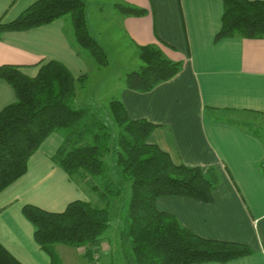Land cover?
Here are the masks:
<instances>
[{
    "label": "crops",
    "instance_id": "0c3cea01",
    "mask_svg": "<svg viewBox=\"0 0 264 264\" xmlns=\"http://www.w3.org/2000/svg\"><path fill=\"white\" fill-rule=\"evenodd\" d=\"M37 1L0 0V23L13 22ZM118 3L148 10L135 17L115 7L127 48L139 55L141 46L155 45L169 59L181 62L183 69L148 93L127 88L119 70L111 94L112 88L101 84L108 101L91 108L107 109L112 100H121L132 119L158 125L150 142L175 164L218 172L221 182L210 204L177 197L157 201L158 210L176 216L198 236L242 243L253 250L228 263L205 264H264V141L230 124L240 115L264 120V39L216 41L224 14L221 0H114L113 6ZM86 18L89 26L87 14ZM51 61L70 70L81 95L84 81L98 65L77 44L70 18L0 33V66H19L34 78ZM15 101L14 88L0 80V112ZM63 141L60 133L46 139L31 157L27 173L0 194V243L22 264H90L86 248L58 245L51 253L42 250L23 213L26 205L61 213L74 201L107 206L87 183L70 178L54 161ZM106 244L107 240L100 247L102 263L114 264Z\"/></svg>",
    "mask_w": 264,
    "mask_h": 264
},
{
    "label": "trees",
    "instance_id": "16d2710c",
    "mask_svg": "<svg viewBox=\"0 0 264 264\" xmlns=\"http://www.w3.org/2000/svg\"><path fill=\"white\" fill-rule=\"evenodd\" d=\"M221 1L224 14L216 41L233 37L264 39V1ZM115 7L125 16L148 14V10L131 4L118 3ZM63 18H70L77 44L97 63L106 65L102 48L88 32L84 0H38L13 22L0 23V33L27 31ZM139 56L142 66L125 78L127 88L136 92H151L183 69L181 62L169 59L155 45L141 46ZM0 80L9 83L16 93L15 103L0 112V194L27 173L29 161L42 143L60 133L64 141L54 161L70 178L87 183L104 202L110 196H121L124 183L131 182V199L121 232L123 245L129 246L125 264L228 263L252 255L248 245L204 239L185 228L176 216L158 210L157 201L162 197L210 204L221 179L215 169L204 172L200 167L175 164L167 152L150 142L157 124L132 119L123 102L114 99L107 107L119 128L114 137L108 124L97 118L98 112L75 107L77 80L58 61L43 65L34 78L19 66L2 65ZM230 124L263 140L252 120L236 119ZM109 153L114 155L118 180L106 177L105 157ZM261 169L264 172V165ZM109 206L74 201L61 213L33 205L24 206L23 213L33 224L35 241L42 250L51 253L58 245L86 248L93 264L110 228ZM0 264L22 263L0 243Z\"/></svg>",
    "mask_w": 264,
    "mask_h": 264
},
{
    "label": "rangeland",
    "instance_id": "374dc122",
    "mask_svg": "<svg viewBox=\"0 0 264 264\" xmlns=\"http://www.w3.org/2000/svg\"><path fill=\"white\" fill-rule=\"evenodd\" d=\"M84 1L85 13L87 14L89 21L88 32L102 48L104 55L106 56L107 64L100 65L96 62L98 64L97 67L92 68L93 71L91 75L89 78L87 77L83 83L85 91H83L82 95L80 93L78 94L79 91L76 93L74 105L76 108H90L92 111L94 110V113L98 112L97 118L108 124L110 133L114 137H117L119 128L113 121L109 109H94L91 107H94L92 105L96 103L98 104L100 101H108L103 97L104 92H101V84L106 86L108 90L111 89L113 82L117 79V72L119 70L121 71L122 76L125 74L124 78L121 76V79L125 81L127 74L137 70L139 65L143 64V61L137 53L132 51L131 48H127L130 47L129 45H125L124 41L127 43V40H124L125 38L120 33L118 19L116 18V12L118 11L115 9V6H113L114 0ZM119 77L120 75L118 74V78ZM112 90L113 88L108 94H111ZM235 118L238 120H241V118L244 120L249 119L243 115ZM249 120H252V123L255 124L257 128H260V133L264 141V120L257 118H250ZM105 161L106 177L108 179L118 180L120 173L115 164L113 153L107 154ZM115 186L117 187L118 185ZM130 199L131 182H127L123 185L121 196H110L107 201L100 202L103 204L110 203L109 209L111 211V222L110 228L105 233V236L107 237H105L104 241L107 240L106 245L110 249V253L113 255L114 264H125L124 255L126 250H129V246H124L121 241V232L125 228ZM103 251L104 250H101L102 253Z\"/></svg>",
    "mask_w": 264,
    "mask_h": 264
},
{
    "label": "built area",
    "instance_id": "2783aa9c",
    "mask_svg": "<svg viewBox=\"0 0 264 264\" xmlns=\"http://www.w3.org/2000/svg\"><path fill=\"white\" fill-rule=\"evenodd\" d=\"M93 264H101L100 254H96L93 258Z\"/></svg>",
    "mask_w": 264,
    "mask_h": 264
}]
</instances>
